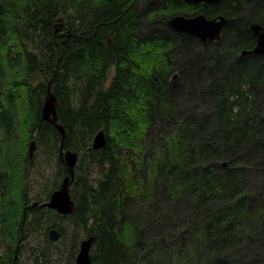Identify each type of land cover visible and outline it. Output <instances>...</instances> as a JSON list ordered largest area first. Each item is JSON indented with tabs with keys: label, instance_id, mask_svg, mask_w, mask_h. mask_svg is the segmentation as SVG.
I'll return each instance as SVG.
<instances>
[{
	"label": "trees",
	"instance_id": "16d2710c",
	"mask_svg": "<svg viewBox=\"0 0 264 264\" xmlns=\"http://www.w3.org/2000/svg\"><path fill=\"white\" fill-rule=\"evenodd\" d=\"M198 13L225 17L219 39L165 23ZM250 22L264 25V0H0V264H75L89 236L91 264H264V56L241 53ZM49 81L63 139L41 118ZM61 143L77 153L73 212L26 210L68 173Z\"/></svg>",
	"mask_w": 264,
	"mask_h": 264
},
{
	"label": "water",
	"instance_id": "95a60500",
	"mask_svg": "<svg viewBox=\"0 0 264 264\" xmlns=\"http://www.w3.org/2000/svg\"><path fill=\"white\" fill-rule=\"evenodd\" d=\"M194 3H217L220 0H187ZM226 19L223 15H215L207 17L203 13L186 16L184 14H176L165 20V23L176 32H186L196 36L202 42L215 41L222 35L223 26ZM249 28L252 36L256 38L255 45L252 49L242 50V54L254 52L264 56V25L258 22H250ZM58 99L53 93L50 81L47 85L46 94L41 109V118L52 123L61 133L63 139L65 130L62 124L58 123ZM106 144V137L103 130H99L93 137L92 147L99 149ZM36 148L34 139L30 140L27 148L28 158H31ZM59 157L67 169V174L61 180L59 187L51 192L48 200L42 202L41 206H46L61 214H70L74 210V201L71 199L69 188L74 177V167L77 162V153L69 149L64 150L62 143L60 146ZM264 236V224H263ZM61 237V232L55 227L48 230V238L51 241H57ZM92 236L82 239L79 244L78 252L75 256V264H91L90 248L93 241Z\"/></svg>",
	"mask_w": 264,
	"mask_h": 264
},
{
	"label": "rangeland",
	"instance_id": "374dc122",
	"mask_svg": "<svg viewBox=\"0 0 264 264\" xmlns=\"http://www.w3.org/2000/svg\"><path fill=\"white\" fill-rule=\"evenodd\" d=\"M176 75V74H175ZM30 142V139L28 140V144ZM27 144V145H28ZM28 148V147H27ZM36 149V148H35ZM35 151V150H34ZM34 153V152H33ZM29 171V172H28ZM37 176V177H36ZM38 177H40V173H38V171L33 167L31 166L29 169H27V174L25 176V179L26 181H28L30 179L31 182H36L38 184H41V179H39ZM36 185L33 190H35V192L37 193H40L42 191V187H40L39 185ZM33 194L29 193L28 197H32Z\"/></svg>",
	"mask_w": 264,
	"mask_h": 264
},
{
	"label": "flooded vegetation",
	"instance_id": "af4514ba",
	"mask_svg": "<svg viewBox=\"0 0 264 264\" xmlns=\"http://www.w3.org/2000/svg\"><path fill=\"white\" fill-rule=\"evenodd\" d=\"M250 24V23H249ZM250 29V28H249ZM252 34V33H251ZM255 38V37H254ZM255 40H256V38H255ZM255 45V44H254ZM46 201V200H45ZM24 208L26 209V210H30L32 207H39L41 210H43V209H45V208H48V207H46V206H41L40 204L42 203V202H44V201H39V200H37V199H35V198H33V197H27V198H25L24 199ZM53 210V209H52ZM55 211V210H54ZM61 214V213H60ZM54 227V226H53ZM56 228V227H55ZM57 229V228H56ZM49 230V229H48ZM48 230H47V236H48ZM58 230V229H57ZM15 259H16V257H15Z\"/></svg>",
	"mask_w": 264,
	"mask_h": 264
},
{
	"label": "bare ground",
	"instance_id": "6f19581e",
	"mask_svg": "<svg viewBox=\"0 0 264 264\" xmlns=\"http://www.w3.org/2000/svg\"><path fill=\"white\" fill-rule=\"evenodd\" d=\"M56 96V95H55ZM57 98V97H56ZM44 101V100H43ZM59 102V101H58ZM45 121V120H44ZM50 123V122H49ZM35 140V139H34ZM37 145V144H36ZM94 149V148H93ZM35 151H36V149H35ZM35 154V153H34ZM33 156V155H32ZM31 159V158H30ZM57 189V188H56Z\"/></svg>",
	"mask_w": 264,
	"mask_h": 264
}]
</instances>
